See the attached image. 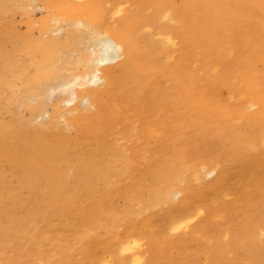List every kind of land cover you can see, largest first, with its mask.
<instances>
[{"label": "bare ground", "instance_id": "1", "mask_svg": "<svg viewBox=\"0 0 264 264\" xmlns=\"http://www.w3.org/2000/svg\"><path fill=\"white\" fill-rule=\"evenodd\" d=\"M38 9L44 16L35 20L31 15ZM15 11L27 14L31 27L20 34L9 25V33L0 34V252L26 233L28 220L18 217L25 204L64 203L59 221L72 227L65 214L89 192L127 188L121 191L124 199L133 200V192L147 184L148 201L183 197L173 215L160 217L158 234L165 236L204 219L205 207L187 199L198 196L207 203L210 192L223 194V182L240 176L251 178V188L226 206L223 219L235 246L254 247L258 229H264L259 216L264 215V182L249 172L264 169L263 157L256 154L264 133L254 128L258 122L264 126V109L247 118L245 134L236 128L206 133L218 146L227 144L236 163L232 171L208 162L203 174L194 171L183 179L186 186H178L186 162L175 155L187 156L186 142L197 149L206 124L199 122L206 114L240 113L227 108L218 94L264 108V0H0L1 15ZM130 132L139 139L134 148H129ZM193 132L195 137H186ZM204 180L211 181L202 187L204 193H191L190 183ZM259 195L263 200L255 203ZM241 205L244 211H238ZM86 213L79 215L85 229L68 239L73 240L69 248L82 252L92 228L112 229L116 222L104 209ZM142 228L117 234L104 258L80 263L62 245L64 258H38L35 247L46 243L39 232L31 234L26 252L41 264H127L119 254L132 251L130 264H154L156 234L152 231L149 240ZM216 240L211 245L220 247ZM255 252L252 264H264Z\"/></svg>", "mask_w": 264, "mask_h": 264}, {"label": "rangeland", "instance_id": "2", "mask_svg": "<svg viewBox=\"0 0 264 264\" xmlns=\"http://www.w3.org/2000/svg\"><path fill=\"white\" fill-rule=\"evenodd\" d=\"M44 12L40 9L33 11L31 17L35 20H40L44 15ZM29 16L24 14L22 11H15L11 15H1L0 14V34L9 33V25H12L14 30L18 31L20 34H24L31 27ZM193 68L197 67V76L202 79L205 77L202 70L199 66L192 64ZM223 72V68H222ZM207 80V79H206ZM213 84V83H212ZM214 95V94H213ZM225 96L218 94L217 99L227 106V108H239L240 113L235 112L236 109H233L234 112L232 115L227 116L221 113L211 114L208 113L203 116L202 122H206L205 125H201V130L199 135L202 133V141L196 142L195 149L192 144L189 142L184 143L183 152H186L187 156L185 157L180 152L175 155V159L178 162L182 160L186 162L184 169L182 170L181 175L177 178L176 184L178 186H186L183 183V179L188 178L190 174L194 171L201 170V174L204 172V166L211 162L219 163L223 170L226 172L232 171L233 166L236 165L234 158L229 156L231 150L226 146L217 145L208 139L206 133H216L218 131L225 130L231 132L234 128L239 130L242 134H245L246 120L248 117L259 114L262 109L259 104L253 106V101H240L229 102ZM228 110V109H227ZM178 118V122H179ZM254 128L261 130L264 133V126H260V123L254 124ZM246 130V129H245ZM205 131V132H202ZM243 131V132H242ZM223 133V132H221ZM218 134V133H216ZM136 132L129 133V148H134L135 144L139 141L134 136ZM197 134L193 132L186 137H195ZM185 136V134H184ZM176 139L181 140L183 136H176ZM138 140V141H137ZM177 140V141H179ZM208 140V141H207ZM107 141V140H105ZM133 142L135 144H133ZM173 147V146H172ZM204 147V148H203ZM224 147V148H219ZM166 149V148H165ZM164 149V150H165ZM174 154V152H173ZM256 154L263 157L264 162V144L260 145L259 150L256 151ZM174 159V157H173ZM212 160V161H210ZM249 174L254 176V179L264 182V169L262 166H259L249 172ZM193 178V176H192ZM20 177L15 173V178L13 181L15 187L20 189ZM147 182L149 180L147 179ZM211 181H203V183H190L192 192L195 196L204 193L201 192L202 187ZM251 183V178H246L240 176L238 179H229L223 182L222 188L224 189L223 194L219 196H214L213 193H209L208 202H200L198 198L196 200H188V202L194 207L204 206L206 213L203 216L204 219H200L196 223H193L190 228L182 229L176 233H166V235L160 236L157 228L160 225V217L166 214H174L176 210V205L179 202H184L183 197L174 202L164 203L160 200L150 199L149 189L147 184L140 186L141 189H137L133 192V200L124 199L125 191H128L127 188L115 189L110 193H107L103 189L93 190L87 195H84L83 198L79 201L80 204L74 205L67 214L68 218L72 219V227H65L63 222L59 221L58 213H61V204L58 206L55 203H48L46 205H38L37 203H30L22 205L18 210V217L22 220H28L26 233L20 234L17 242L10 246L9 250H3L0 252V264L4 262H13L16 261V264H41L39 260L37 263H33L35 256L29 255L26 251L28 249L29 239L32 233L39 232V236H43L46 239V243L42 247H35L36 253H38V258L42 255L51 258L53 261H58L65 256H62L61 249L59 247L62 245L65 250H68L67 255L72 258L75 263L83 262L87 257L96 256L99 258H104L106 255V249L115 245L117 240V234H124L129 232L130 227L141 226V230L144 235L151 238L152 231L156 234L155 246H154V255L153 260L154 264H252L251 262V252L256 251L255 255L258 258H264V229L259 228L257 238L255 239V245H245L244 242L236 245L233 243V235L226 228L227 223L223 219V215L226 211V206L236 202L238 199L246 197L247 190L251 187L248 186ZM161 184H156V187H160ZM189 186V185H188ZM189 187V188H190ZM113 188H117L114 186ZM27 192V190H23ZM123 191L124 193H122ZM110 195V198L108 197ZM201 196V194L199 195ZM263 200V195H259L255 203ZM61 202V200H58ZM151 201V202H150ZM107 202V203H105ZM213 208V210H212ZM48 210L49 213L45 215L44 210ZM104 209L107 212H111L112 215L116 216V222L112 225H115L114 228H105L100 227L97 230L92 228V239L89 245H86L84 251L82 252L79 248L71 246L73 240L71 237L78 235L83 231L84 226L81 227L79 222V215H87L86 212H97ZM240 210L244 211L245 209L242 205L239 207ZM59 211V212H57ZM231 215L234 212L230 210ZM228 213V212H227ZM235 213V212H234ZM260 217L264 219L263 214H259ZM228 217H230L228 215ZM146 218L148 222L147 225H142L141 220ZM156 219L151 222L152 219ZM262 218H259V223L262 222ZM95 226V225H91ZM218 241H217V240ZM148 240V241H149ZM213 240L217 241V244L220 243V247H213L210 242ZM146 244L148 242L145 241ZM32 248V247H30ZM259 248V250H257ZM20 250H25L19 255ZM64 250V252H65ZM120 258H123L127 264L131 262L132 251H127L126 253H120Z\"/></svg>", "mask_w": 264, "mask_h": 264}]
</instances>
